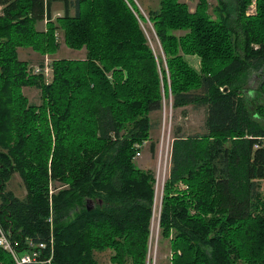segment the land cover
I'll return each instance as SVG.
<instances>
[{
	"label": "trees",
	"instance_id": "obj_1",
	"mask_svg": "<svg viewBox=\"0 0 264 264\" xmlns=\"http://www.w3.org/2000/svg\"><path fill=\"white\" fill-rule=\"evenodd\" d=\"M54 1L0 0V143L9 150L0 151V221L19 247L53 239L51 264H98L94 251L105 247L144 264L155 177L134 157L150 139L149 114L163 107L165 68L134 0H64L56 17ZM218 1L217 19L207 0L195 10L160 0L149 12L173 107L206 110L204 133L177 128L173 137L159 221L172 234V264H264V101L253 111L244 94L252 71L264 84V0L250 15L252 0ZM59 30L86 57L53 59L46 81L44 64L32 71L18 48L54 55ZM187 54L200 56V70ZM28 86L41 88L40 104L29 102ZM15 172L24 198L5 190ZM181 182L188 188L176 189ZM0 264H16L1 246Z\"/></svg>",
	"mask_w": 264,
	"mask_h": 264
},
{
	"label": "rangeland",
	"instance_id": "obj_2",
	"mask_svg": "<svg viewBox=\"0 0 264 264\" xmlns=\"http://www.w3.org/2000/svg\"><path fill=\"white\" fill-rule=\"evenodd\" d=\"M140 13L146 19V22L141 21V24L147 35L149 44L151 45L161 67L165 68V77L162 75V84L164 86L163 92V107L161 110L152 111L149 117L153 123V128L150 131V139L136 147L134 157L135 164L142 170H152L155 177L154 182V205L153 215L151 218L150 231L146 244V256L144 264H172L173 249L171 243V235L164 236L160 226V215L163 208V199L166 192V182L169 179L171 167V147L175 130L181 128V134L194 135L204 133L205 131V107H195L187 105L184 107L175 108L172 103V96L170 91V72L167 64V58L163 51L161 42L156 34L153 23L150 20V10L159 8L160 0H134ZM184 1V0H179ZM199 0H188L190 8L195 10ZM210 7L208 12L214 19L218 18L219 11L218 0H207ZM257 0H252L248 8V15L256 14L258 11ZM64 0H55L53 3L54 17L60 16L64 13ZM2 8H0V14ZM75 10L71 8V13ZM138 12V11H137ZM37 27L41 29L46 28V23L39 22ZM60 47L54 55H42L35 52L32 48L19 47V58L30 61L32 71L41 66H45V80L49 81L52 78L51 62L55 58H69V59H83L86 57V48L74 49L69 47L64 40V33L62 30L58 32ZM185 60L190 66L196 70L201 69V58L196 54L184 55ZM48 67V69H46ZM41 68V67H40ZM38 72V71H37ZM162 74V73H161ZM168 87V89H167ZM263 87V88H262ZM24 93L28 97L29 102L40 104L41 88L38 86H28L24 88ZM244 94L250 99L251 109L257 111V107L264 101V84L263 77L259 72L252 71L247 77V82L244 85ZM156 142L155 152L151 150V142ZM0 151L8 152L3 144L0 143ZM137 152H141L138 156ZM54 182H51V193L53 192ZM187 189L186 182L179 183L176 189ZM5 190L12 191L16 196L24 198L27 194V189L24 180L19 172H15L6 182ZM259 196V210L264 212V180L259 181L258 186ZM54 246V243H53ZM94 255L98 264H131L132 259L129 255L126 256L125 261L115 259L116 251L112 247H105L96 249ZM237 264H245L240 260Z\"/></svg>",
	"mask_w": 264,
	"mask_h": 264
},
{
	"label": "built area",
	"instance_id": "obj_3",
	"mask_svg": "<svg viewBox=\"0 0 264 264\" xmlns=\"http://www.w3.org/2000/svg\"><path fill=\"white\" fill-rule=\"evenodd\" d=\"M36 68V72L40 71ZM48 69V67H46ZM138 156L141 152H137ZM0 246L8 251L16 264H51L54 258L53 239L48 242H35L27 239L22 247L18 242L12 240L10 233L4 228L0 221Z\"/></svg>",
	"mask_w": 264,
	"mask_h": 264
},
{
	"label": "crops",
	"instance_id": "obj_4",
	"mask_svg": "<svg viewBox=\"0 0 264 264\" xmlns=\"http://www.w3.org/2000/svg\"><path fill=\"white\" fill-rule=\"evenodd\" d=\"M183 2H188V0H184ZM188 4H189V2H188ZM210 7V6H209Z\"/></svg>",
	"mask_w": 264,
	"mask_h": 264
}]
</instances>
